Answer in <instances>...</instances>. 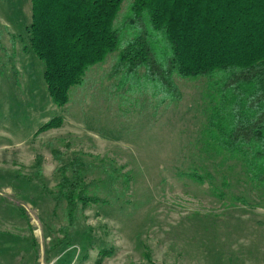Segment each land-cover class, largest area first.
<instances>
[{
  "label": "rangeland",
  "instance_id": "rangeland-1",
  "mask_svg": "<svg viewBox=\"0 0 264 264\" xmlns=\"http://www.w3.org/2000/svg\"><path fill=\"white\" fill-rule=\"evenodd\" d=\"M30 22V0H0V264H264V194L206 131L219 76L175 77L164 100L143 75L113 79L114 52L59 107ZM74 159L95 201L69 215Z\"/></svg>",
  "mask_w": 264,
  "mask_h": 264
},
{
  "label": "trees",
  "instance_id": "trees-1",
  "mask_svg": "<svg viewBox=\"0 0 264 264\" xmlns=\"http://www.w3.org/2000/svg\"><path fill=\"white\" fill-rule=\"evenodd\" d=\"M124 1L30 0L26 33L45 67L52 103L66 105L69 90L114 52L113 79L143 75L164 100L182 97L175 77L219 76L206 125L211 150L236 160L255 192L264 194V0H129L128 13L117 24ZM58 126L50 121L41 130ZM69 169L58 193L70 215L77 204L95 199L86 195L89 183L83 182L78 161Z\"/></svg>",
  "mask_w": 264,
  "mask_h": 264
}]
</instances>
